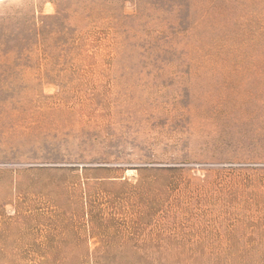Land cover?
Wrapping results in <instances>:
<instances>
[{"label": "rangeland", "instance_id": "374dc122", "mask_svg": "<svg viewBox=\"0 0 264 264\" xmlns=\"http://www.w3.org/2000/svg\"><path fill=\"white\" fill-rule=\"evenodd\" d=\"M0 264H264V0H0Z\"/></svg>", "mask_w": 264, "mask_h": 264}]
</instances>
